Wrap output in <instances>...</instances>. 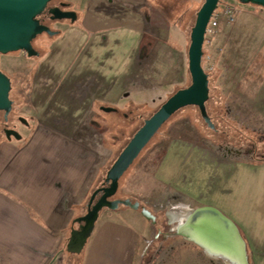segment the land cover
Returning a JSON list of instances; mask_svg holds the SVG:
<instances>
[{"label": "crops", "instance_id": "crops-1", "mask_svg": "<svg viewBox=\"0 0 264 264\" xmlns=\"http://www.w3.org/2000/svg\"><path fill=\"white\" fill-rule=\"evenodd\" d=\"M80 2L79 19L51 41L31 76L32 128L19 144L0 141V264H63L73 220L110 156L97 131L100 107L162 101L189 77L186 34L170 40L151 0ZM246 161H220L174 140L154 177L219 210L249 241H264V161ZM133 210H101L77 264H134L151 223Z\"/></svg>", "mask_w": 264, "mask_h": 264}, {"label": "rangeland", "instance_id": "rangeland-1", "mask_svg": "<svg viewBox=\"0 0 264 264\" xmlns=\"http://www.w3.org/2000/svg\"><path fill=\"white\" fill-rule=\"evenodd\" d=\"M60 1L69 3V8L76 12L78 20L82 11L80 0H51L48 6L58 5ZM151 1L155 5L152 14L165 31H170V40L182 43L185 33V41L189 45L188 28L203 0ZM213 15H216L217 25L214 33L208 34L203 40L201 61L208 75L209 97L205 106L213 127L205 123L196 106L188 105L179 109L161 126L123 173L113 196L139 201L156 217L154 224L148 220L151 229L147 240L142 242L137 251L134 264H235L221 255H209L203 247L176 233L178 219L201 204L162 185L154 177L156 165L165 148L174 140L187 141L207 149L211 156L220 161H264V7L239 0H219ZM44 23L59 32L55 35L41 33L33 39L32 46L39 53L37 56L28 57L24 51L0 53V70L10 78L9 97L13 101L7 120L0 112L2 142L8 141L4 128H12L21 134L20 139L9 140L13 145L22 142V137L32 128L33 123L27 112L31 76L36 63L61 30L74 22L69 19H45ZM189 78L190 74L181 87L189 84ZM172 93L162 101L132 103L133 106L128 108L101 112L96 119L97 131L100 140L106 142L110 156L94 189L103 182L105 169L121 147ZM103 117L114 123L106 122ZM19 118L25 119L27 123ZM134 213L142 222H148L138 211ZM176 213L182 217L171 220L170 216H176ZM136 216H131L130 220L133 222ZM239 232L245 241L249 264H264V241H249L248 230L239 229ZM85 247L79 253L64 251L63 264H77L85 253Z\"/></svg>", "mask_w": 264, "mask_h": 264}, {"label": "water", "instance_id": "water-1", "mask_svg": "<svg viewBox=\"0 0 264 264\" xmlns=\"http://www.w3.org/2000/svg\"><path fill=\"white\" fill-rule=\"evenodd\" d=\"M51 0H0V53L24 51L28 57L37 56L38 51L32 46L33 39L41 34L55 35L56 31L38 19L45 10L51 20L69 19L74 22L77 14L74 10L62 9L66 3L48 6ZM264 7V0H239ZM219 0H204L196 12L194 24L190 30V42L187 49V67L190 83L171 94L136 130L127 144L120 151L114 162L106 171L101 186L94 189L86 204V212L76 217L65 244L69 253H79L83 249L94 223L103 208L117 209L120 205L139 210L141 215L152 224L156 217L150 209L139 201L130 198H113L123 173L148 144L161 126L179 109L194 105L202 119L209 127L213 123L207 114L205 103L209 97L208 75L202 67L203 40L206 25ZM10 78L0 70V110L6 120L12 109ZM102 111H115L110 106H101ZM21 121L27 123L25 119ZM5 138L20 139L21 135L14 129H4ZM176 233L194 241L206 251L221 255L235 264H249L245 241L235 223L214 207L201 205L190 209L185 217L178 219Z\"/></svg>", "mask_w": 264, "mask_h": 264}, {"label": "trees", "instance_id": "trees-1", "mask_svg": "<svg viewBox=\"0 0 264 264\" xmlns=\"http://www.w3.org/2000/svg\"><path fill=\"white\" fill-rule=\"evenodd\" d=\"M204 1V0H203ZM203 3V2H202ZM201 3V4H202ZM201 4H200V6H201ZM200 6L196 9V11H195V13H194V18H193V20H192V23L190 24V26H189V28H188V35L190 34V30H191V27L193 26V24H194V20H195V16H196V12H197V10L200 8ZM45 12H46V10L44 11V12H42L40 15H38L37 17H38V19L41 21V22H43V18L45 17L44 16V14H45ZM44 23V22H43ZM189 42H190V39H189ZM189 75V74H188ZM189 81H190V78H189ZM190 83V82H189ZM185 87V86H184ZM179 88H183V87H179ZM179 88H176L174 91H173V93L176 91V90H178ZM172 93V94H173ZM171 95V94H170ZM163 103V102H162ZM161 103V104H162ZM158 109V107L155 109V111ZM0 112H3V111H1L0 110ZM128 142V141H127ZM127 143H125L122 147H121V149L119 150V152L116 154V156L113 158V160H112V162H111V164L114 162V160L116 159V157L118 156V154L120 153V151L124 148V146L126 145ZM110 164V165H111ZM110 165L105 169V173H106V171L108 170V168L110 167ZM249 263V262H248Z\"/></svg>", "mask_w": 264, "mask_h": 264}, {"label": "built area", "instance_id": "built-area-1", "mask_svg": "<svg viewBox=\"0 0 264 264\" xmlns=\"http://www.w3.org/2000/svg\"><path fill=\"white\" fill-rule=\"evenodd\" d=\"M213 15V14H212ZM217 25V21H216V15H213L210 17L208 24L206 25L205 28V33H204V38L208 35V34H213L215 31Z\"/></svg>", "mask_w": 264, "mask_h": 264}, {"label": "flooded vegetation", "instance_id": "flooded-vegetation-1", "mask_svg": "<svg viewBox=\"0 0 264 264\" xmlns=\"http://www.w3.org/2000/svg\"><path fill=\"white\" fill-rule=\"evenodd\" d=\"M61 2H63V1H60L59 3H58V5L61 3ZM66 4L64 5V6H61V8L62 9H67V10H73V9H71V8H69V3L68 2H65ZM53 6H56V5H53ZM44 18H43V22L45 21V19H49V20H51L50 18H49V14H48V12L46 11L45 12V14H44ZM47 17V18H46ZM62 20V19H61ZM54 21V20H53ZM55 31H56V34L59 32L58 30H56L55 29ZM8 117V116H7ZM20 119V118H19ZM18 119V120H19ZM5 120V119H4ZM7 120V119H6ZM5 126H6V123H5ZM4 129H12V128H4ZM21 135V134H20ZM12 139V138H11ZM101 186V185H100ZM170 218H171V220H173V215H171L170 216Z\"/></svg>", "mask_w": 264, "mask_h": 264}, {"label": "bare ground", "instance_id": "bare-ground-1", "mask_svg": "<svg viewBox=\"0 0 264 264\" xmlns=\"http://www.w3.org/2000/svg\"><path fill=\"white\" fill-rule=\"evenodd\" d=\"M188 212H189V211H188ZM188 212H187V213H188ZM187 213H186L183 217H185V216L187 215ZM174 217H175V219H177V218H179V217H182V215H180V214H179L178 216H177V215H176V216L174 215ZM183 217H182V218H183ZM182 218H181V219H182ZM207 252H208L209 255L214 254V253L209 252V251H207Z\"/></svg>", "mask_w": 264, "mask_h": 264}]
</instances>
